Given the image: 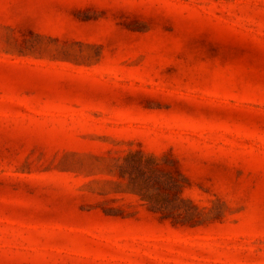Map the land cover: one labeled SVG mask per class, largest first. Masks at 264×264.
Returning <instances> with one entry per match:
<instances>
[{
  "label": "rangeland",
  "instance_id": "rangeland-1",
  "mask_svg": "<svg viewBox=\"0 0 264 264\" xmlns=\"http://www.w3.org/2000/svg\"><path fill=\"white\" fill-rule=\"evenodd\" d=\"M0 264H264V0H0Z\"/></svg>",
  "mask_w": 264,
  "mask_h": 264
}]
</instances>
